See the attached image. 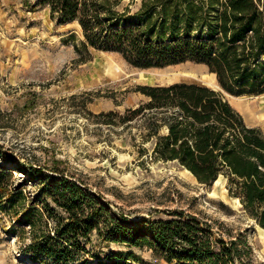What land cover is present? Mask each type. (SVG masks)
I'll list each match as a JSON object with an SVG mask.
<instances>
[{"label":"trees","instance_id":"trees-1","mask_svg":"<svg viewBox=\"0 0 264 264\" xmlns=\"http://www.w3.org/2000/svg\"><path fill=\"white\" fill-rule=\"evenodd\" d=\"M39 6L48 7L58 25L76 23L84 47L118 53L134 67L201 63L231 94H264V0H37L31 7ZM136 89L146 100L123 113L101 112L102 123L135 125L142 144L154 142L156 160L177 162L203 184L227 178L230 196L264 228L263 130L247 124L222 91L206 84L175 81ZM0 157L15 162L7 153ZM10 169L0 166V206L19 193L11 190ZM56 171L61 178L30 166L40 189L32 207L16 213L27 219L31 241L23 250L35 263L140 262L134 252L110 250L105 258L112 262L105 263L88 247L96 234L106 245L148 246L170 264H253V248L242 234L215 237L208 222L183 211L167 219L132 220L98 192Z\"/></svg>","mask_w":264,"mask_h":264},{"label":"rangeland","instance_id":"rangeland-1","mask_svg":"<svg viewBox=\"0 0 264 264\" xmlns=\"http://www.w3.org/2000/svg\"><path fill=\"white\" fill-rule=\"evenodd\" d=\"M36 1L0 0V153L15 158L0 157V166L12 168L11 190L19 192L0 206V264H38L23 250L31 241L27 219L16 217L32 207L40 189V179L29 176L31 165L50 178H61L56 170H63L132 220L183 211L208 222L215 237L242 234L253 248V264H264V228L230 196L227 178L203 184L177 162L156 160L154 142L142 144L135 125L110 127L97 116L146 100L138 85L189 81L217 88L215 74L191 61L141 69L118 53L86 48L76 23L56 24L48 7H31ZM224 95L247 124L264 132V94ZM91 238L88 247L105 263L113 250L134 252L140 262L128 260L132 264H170L148 246Z\"/></svg>","mask_w":264,"mask_h":264},{"label":"water","instance_id":"water-1","mask_svg":"<svg viewBox=\"0 0 264 264\" xmlns=\"http://www.w3.org/2000/svg\"><path fill=\"white\" fill-rule=\"evenodd\" d=\"M219 86H220V85H219ZM214 89H217V88H214ZM217 90H220V91H222V92H224V93L231 94V93L227 92L225 89H223L221 86H220V89H217ZM231 95H232V94H231Z\"/></svg>","mask_w":264,"mask_h":264},{"label":"bare ground","instance_id":"bare-ground-1","mask_svg":"<svg viewBox=\"0 0 264 264\" xmlns=\"http://www.w3.org/2000/svg\"><path fill=\"white\" fill-rule=\"evenodd\" d=\"M216 86H218V87H219V85H218V84H216V85H215V87H216ZM218 87H217V88H218ZM219 88H220V87H219Z\"/></svg>","mask_w":264,"mask_h":264}]
</instances>
